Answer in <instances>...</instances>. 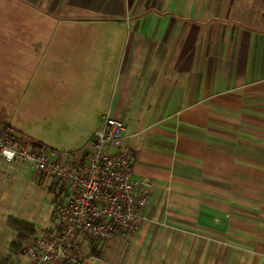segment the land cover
<instances>
[{"label": "crops", "instance_id": "0c3cea01", "mask_svg": "<svg viewBox=\"0 0 264 264\" xmlns=\"http://www.w3.org/2000/svg\"><path fill=\"white\" fill-rule=\"evenodd\" d=\"M0 3L21 17L0 27L4 60L28 73L6 75V93L21 101L30 83L80 67L87 143L105 114L132 142L142 222L101 240L87 264H264V0ZM0 125L26 137L1 109ZM87 150L53 156L83 163ZM37 176L71 199L61 180Z\"/></svg>", "mask_w": 264, "mask_h": 264}, {"label": "built area", "instance_id": "2783aa9c", "mask_svg": "<svg viewBox=\"0 0 264 264\" xmlns=\"http://www.w3.org/2000/svg\"><path fill=\"white\" fill-rule=\"evenodd\" d=\"M133 152L123 121L108 114L93 131L83 163L55 158L46 145H22L0 129V159L28 164L71 193L68 202L53 203L57 227L22 244L30 264H82L87 252L78 246V234L106 241L137 230L146 197L131 178Z\"/></svg>", "mask_w": 264, "mask_h": 264}, {"label": "rangeland", "instance_id": "374dc122", "mask_svg": "<svg viewBox=\"0 0 264 264\" xmlns=\"http://www.w3.org/2000/svg\"><path fill=\"white\" fill-rule=\"evenodd\" d=\"M0 8V27L5 26L6 22H12V25L20 24V16L5 17L1 3ZM5 36L7 35L0 34V109L3 114L6 113L11 124L24 132L25 138L42 142L57 155L65 154L67 157V153L88 149L86 122L78 114L79 106H84L86 94L91 90L90 82L80 79V76H86L88 71L80 74L78 72L80 67L73 65L61 67L62 75L59 81L57 79L53 81L52 77H49L48 82H43L39 86L30 83L29 91L24 98L21 101L17 100L20 93L16 87L13 88V92L8 90L6 93L5 76L13 74L21 81L20 77H25L28 73L22 74L19 67L14 66L11 69L6 64L3 56ZM53 82H56L54 87ZM20 84L14 82L13 86ZM0 129H3L1 125ZM52 185L53 180L39 182L37 174L30 169L0 161V251H7L14 239L15 232L5 223L9 215L32 222L35 226L34 236L48 233L57 227L53 203L62 199L59 194L55 196L48 191ZM76 240L82 251L87 252L84 255V264L94 256L91 255L92 250L95 251L94 254L99 253V257L101 256L104 241L82 233L76 236ZM115 259L113 253L110 261L114 262ZM0 264L30 262L22 247L19 254L1 261Z\"/></svg>", "mask_w": 264, "mask_h": 264}, {"label": "trees", "instance_id": "16d2710c", "mask_svg": "<svg viewBox=\"0 0 264 264\" xmlns=\"http://www.w3.org/2000/svg\"><path fill=\"white\" fill-rule=\"evenodd\" d=\"M17 140L22 145L30 144L34 147H41L43 146L42 143L34 140L27 139L25 137H18ZM6 224L12 230L16 232L14 240L11 241L9 248L7 251H0V262L5 261L11 258L14 255L19 254L22 249V242L28 240L32 237L35 233V226L33 223L26 221L24 219H19L14 216H8L6 220ZM94 252V251H92Z\"/></svg>", "mask_w": 264, "mask_h": 264}]
</instances>
